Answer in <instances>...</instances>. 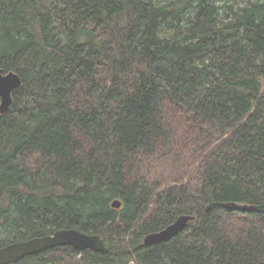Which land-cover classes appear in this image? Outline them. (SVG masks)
<instances>
[{"label": "trees", "instance_id": "trees-1", "mask_svg": "<svg viewBox=\"0 0 264 264\" xmlns=\"http://www.w3.org/2000/svg\"><path fill=\"white\" fill-rule=\"evenodd\" d=\"M0 68V248L110 249L16 264H264V0H0Z\"/></svg>", "mask_w": 264, "mask_h": 264}, {"label": "water", "instance_id": "water-1", "mask_svg": "<svg viewBox=\"0 0 264 264\" xmlns=\"http://www.w3.org/2000/svg\"><path fill=\"white\" fill-rule=\"evenodd\" d=\"M22 86V79L16 72L6 73L0 68V113L5 114L13 105V94ZM114 209H120L122 202L112 203ZM193 216L183 215L165 229L145 236L144 246H155L171 241L182 234ZM60 247H72L75 251H93L108 254L110 249L99 235L87 234L77 229H62L43 238L27 242H16L0 248V264H16L22 259L35 256Z\"/></svg>", "mask_w": 264, "mask_h": 264}, {"label": "bare ground", "instance_id": "bare-ground-1", "mask_svg": "<svg viewBox=\"0 0 264 264\" xmlns=\"http://www.w3.org/2000/svg\"><path fill=\"white\" fill-rule=\"evenodd\" d=\"M44 237H46V236H44ZM37 238H43V237H37ZM34 239H36V238H34ZM31 240H33V239H31ZM30 241V240H29ZM25 242H27V241H25Z\"/></svg>", "mask_w": 264, "mask_h": 264}]
</instances>
